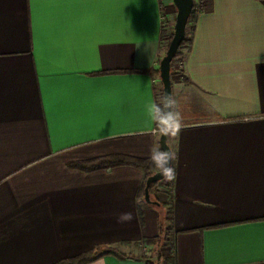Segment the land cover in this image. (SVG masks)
I'll list each match as a JSON object with an SVG mask.
<instances>
[{"label": "crops", "instance_id": "obj_1", "mask_svg": "<svg viewBox=\"0 0 264 264\" xmlns=\"http://www.w3.org/2000/svg\"><path fill=\"white\" fill-rule=\"evenodd\" d=\"M200 3L148 203L145 168L71 164L155 157L172 0H0V264H146L169 200L173 264H264V0Z\"/></svg>", "mask_w": 264, "mask_h": 264}, {"label": "trees", "instance_id": "obj_2", "mask_svg": "<svg viewBox=\"0 0 264 264\" xmlns=\"http://www.w3.org/2000/svg\"><path fill=\"white\" fill-rule=\"evenodd\" d=\"M201 10V3L200 2H194L193 10L191 12V15L188 19L187 26H186V32H185V38L181 45L179 46V49L177 51V54L171 61V69H170V76L174 74L173 70V63L175 62L177 56L182 52L183 48L189 50L190 46V41H191V36H192V29H193V19H194V13L198 12ZM173 31L171 30L168 32L167 30V24L163 23L161 26V31H160V40L164 41V53L167 48V45L169 43V40L172 36ZM184 58V55L180 57V61ZM179 61V62H180ZM154 74L159 76V67L153 69ZM133 72H147L146 70L141 71V70H132ZM151 72V71H148ZM181 73V71H180ZM179 73V74H180ZM183 76V75H181ZM186 78V77H184ZM171 85H172V79H171ZM162 96V86L159 88L157 97L160 98ZM159 150L163 153L161 148L159 147ZM117 164H132L138 167L145 168L146 170V176L145 180L148 175L160 170L162 167L158 163L156 156L152 158L151 160H145V159H140L137 157L129 156V155H124V154H111L107 156H103L97 159H92V160H84V161H75L72 162L71 165L74 167H79L84 170H90V169H95V168H102V167H110L114 166ZM168 180V185H172L173 182V171L170 169L169 174L166 176ZM145 180L141 186V193L143 194L144 192V186H145ZM159 181L152 183L149 187V192L150 195L153 192V189L156 188L157 184ZM169 191V190H168ZM151 199V198H150ZM161 205L164 207L165 212L164 215L158 220V233L156 236L153 237H143L137 244H141L142 247H145V249L148 247L152 252V255L150 256L147 252L141 251L138 255L135 257H141L144 259L146 264H153L152 260L154 259L153 254L155 253V261L154 264H173V251H172V246H173V237L171 236V230H172V209H171V204L170 200L168 202H163ZM110 251L113 249H109L108 247H97L92 250L84 251L74 257L67 258V259H62L57 263L54 264H80L83 262H86L93 258L94 256ZM117 252V251H115ZM120 253V252H119ZM122 256L125 255V253H120ZM127 256V255H126ZM125 256V257H126Z\"/></svg>", "mask_w": 264, "mask_h": 264}, {"label": "water", "instance_id": "obj_3", "mask_svg": "<svg viewBox=\"0 0 264 264\" xmlns=\"http://www.w3.org/2000/svg\"><path fill=\"white\" fill-rule=\"evenodd\" d=\"M175 8L176 15L173 24V33L167 45L164 55L159 60V78L162 84V95L167 94L172 101V85H171V61L177 54L179 46L185 38L186 26L188 19L191 15L194 6V0H172ZM168 108L172 114V102L168 105ZM172 121V115L169 119H164L162 131L159 137V145L163 154L169 157L167 167H162L160 170L147 176L144 186V198L148 203L158 201H152L150 199L149 187L152 183L163 180L169 174L171 169L172 153L170 146L167 143V134L170 129Z\"/></svg>", "mask_w": 264, "mask_h": 264}, {"label": "clouds", "instance_id": "obj_4", "mask_svg": "<svg viewBox=\"0 0 264 264\" xmlns=\"http://www.w3.org/2000/svg\"><path fill=\"white\" fill-rule=\"evenodd\" d=\"M159 105L154 106L152 114L154 117H159L161 119H169L171 117V111L168 108V105L171 104V98L167 94H163L160 98ZM153 154L156 156V159L161 167H167L169 157L166 154H163L158 149H153Z\"/></svg>", "mask_w": 264, "mask_h": 264}, {"label": "rangeland", "instance_id": "obj_5", "mask_svg": "<svg viewBox=\"0 0 264 264\" xmlns=\"http://www.w3.org/2000/svg\"><path fill=\"white\" fill-rule=\"evenodd\" d=\"M173 24H174V22H173ZM185 53H186V49L183 48L182 52H180V54L177 56L175 62L173 63V65H174V68H173L174 74L173 75H175V76H177V74L180 73V71H179L180 62L179 61H180V57L183 56ZM175 93H177V92H175ZM185 94H186L187 98L191 95V92H190V90L188 88H183V91L180 93V97H183L184 100H187V98H185ZM173 99L175 100L174 94H173ZM175 111H176V109H175ZM172 113L174 114V109H172ZM130 249L133 250L134 253H140L141 251L147 252L150 256L152 255V252H153L149 248L145 249L142 246L141 247L132 246V247H130ZM153 256H154V259L152 260V262L154 264L155 257H156L155 253L153 254Z\"/></svg>", "mask_w": 264, "mask_h": 264}, {"label": "built area", "instance_id": "obj_6", "mask_svg": "<svg viewBox=\"0 0 264 264\" xmlns=\"http://www.w3.org/2000/svg\"><path fill=\"white\" fill-rule=\"evenodd\" d=\"M195 1H196V2H200V0H194V2H195Z\"/></svg>", "mask_w": 264, "mask_h": 264}]
</instances>
